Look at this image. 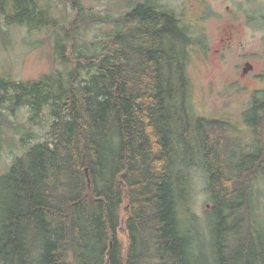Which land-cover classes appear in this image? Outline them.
<instances>
[{
	"label": "trees",
	"instance_id": "obj_1",
	"mask_svg": "<svg viewBox=\"0 0 264 264\" xmlns=\"http://www.w3.org/2000/svg\"><path fill=\"white\" fill-rule=\"evenodd\" d=\"M67 1L81 16L82 1ZM10 2L9 23L58 27L36 0H0V9ZM75 21L53 47L70 70L37 82L0 77V110L9 100L30 106L33 119L45 108L53 118L47 139L0 175V264H264L262 129L254 150L238 155L222 122H192L188 28L143 0L113 20L99 53L73 59L65 42L76 47ZM192 159L210 195L207 249L186 224L195 220Z\"/></svg>",
	"mask_w": 264,
	"mask_h": 264
},
{
	"label": "rangeland",
	"instance_id": "obj_2",
	"mask_svg": "<svg viewBox=\"0 0 264 264\" xmlns=\"http://www.w3.org/2000/svg\"><path fill=\"white\" fill-rule=\"evenodd\" d=\"M36 1L49 17L57 21L58 27L32 29L12 24L6 19V15L11 13V2L5 7V12L0 9V77L37 82L53 71L70 70L72 63L68 67L62 66L53 47L56 39L65 38L66 29L73 30V20L77 23L76 34L74 32L76 47L72 49L70 40L66 41V54L72 55L73 59L79 53L90 56L94 52L99 53L98 43L115 26L113 20L122 17L131 6L143 0H81L84 8L81 16L76 15L67 0ZM158 2L178 16L193 40L188 47L190 57L187 64L192 122L199 117L227 122V137L234 142L236 154L251 152L255 146L254 134L244 120L252 103V94L254 99L264 100V92L260 91L264 87L261 81L264 74V20L255 17L257 12H264V0ZM224 29L232 30L233 34L222 48L220 38L224 37ZM245 61L252 63L254 70L243 78L239 74ZM0 111L2 175L8 171L15 157L47 139L53 118L45 108L40 118L33 119L30 106L13 108L9 100L4 102ZM262 132L264 145V126ZM190 167L189 214L195 220L187 219L186 224L192 228L195 238L199 236L203 239L202 247L207 249L210 237L208 214L211 211L207 179L198 159H192ZM255 189L263 218L264 180L256 182ZM127 217L128 210L124 207L119 228L124 250L128 246L125 231Z\"/></svg>",
	"mask_w": 264,
	"mask_h": 264
},
{
	"label": "flooded vegetation",
	"instance_id": "obj_3",
	"mask_svg": "<svg viewBox=\"0 0 264 264\" xmlns=\"http://www.w3.org/2000/svg\"><path fill=\"white\" fill-rule=\"evenodd\" d=\"M257 14L258 15H255V17H260L261 20L263 21L264 20V12L263 13L262 12H260V13L257 12ZM230 27H234V26L233 25H230ZM262 29H264V28H262ZM222 32H223V36L224 37L220 38V42L222 44V45L220 44V46H222V48H223V46L225 45V43L231 40L233 31L232 30L224 29V30H222ZM247 70H249V71H247ZM253 70H254L253 64L250 63V62H248V61H245V62H243V67H242L241 72H240L239 75L241 77L245 78V77H247L249 75V73L251 74V72H253ZM261 81L264 84V74L261 75ZM260 91L261 92H264V87ZM252 97H253L252 103H251L250 109L248 110V112L245 115L244 122H245V124H247L249 127L252 128L253 134H254V142L256 143V138H259V137H256V135H257L256 134V131L257 130L259 131L260 129H263V126H264V100L254 99L253 94H252ZM190 117L192 118L191 115H190ZM212 121L222 122L225 125L226 128H228V126H229L228 123L225 122V121H221V120H212ZM259 139L263 143V132H262V138H259ZM231 143L234 144L233 141Z\"/></svg>",
	"mask_w": 264,
	"mask_h": 264
},
{
	"label": "water",
	"instance_id": "obj_4",
	"mask_svg": "<svg viewBox=\"0 0 264 264\" xmlns=\"http://www.w3.org/2000/svg\"><path fill=\"white\" fill-rule=\"evenodd\" d=\"M87 177H88V175H87ZM88 182H89V179H88Z\"/></svg>",
	"mask_w": 264,
	"mask_h": 264
}]
</instances>
